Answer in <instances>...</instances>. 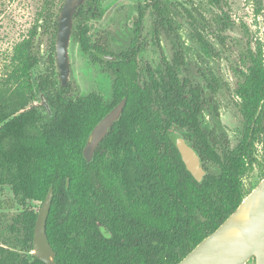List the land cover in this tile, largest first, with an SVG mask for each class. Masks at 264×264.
Listing matches in <instances>:
<instances>
[{
	"label": "trees",
	"instance_id": "16d2710c",
	"mask_svg": "<svg viewBox=\"0 0 264 264\" xmlns=\"http://www.w3.org/2000/svg\"><path fill=\"white\" fill-rule=\"evenodd\" d=\"M64 1L43 0L35 23L0 66V187L13 193L12 199H0V264H46L32 253L38 211L29 201L42 204L50 187L46 232L56 264H178L246 197L243 178L256 161L255 146L264 133V50L248 41L243 65L233 68L242 127L232 147L212 101L219 80L209 78L208 97L206 88L182 76L188 65L182 44H175L169 60L162 53L155 67L146 68L145 78L137 70L147 5L138 6L134 38L114 62L94 52L111 54L104 42L91 40L89 20L99 16V0H86L78 8L72 37L114 78L110 101L97 92L71 97L70 84H58L54 57ZM148 1L155 36L165 29L173 32L167 1ZM207 5L214 10L211 17L194 3L184 10L194 37L216 57L219 51L209 36L224 47L226 32L236 23L227 0H207ZM44 37L47 57L41 49ZM39 65L45 68L35 75ZM42 93L51 113L31 105ZM124 97L121 117L87 162L83 149L92 129ZM205 109L215 119L208 131L201 123ZM174 124L185 128L204 166L208 161L215 165L207 168L202 183L187 170L169 137ZM7 205L19 210L3 212Z\"/></svg>",
	"mask_w": 264,
	"mask_h": 264
},
{
	"label": "rangeland",
	"instance_id": "374dc122",
	"mask_svg": "<svg viewBox=\"0 0 264 264\" xmlns=\"http://www.w3.org/2000/svg\"><path fill=\"white\" fill-rule=\"evenodd\" d=\"M170 16L173 19V32L165 29L155 36V16L148 0H99L97 6L99 16L89 20L92 43L104 42L111 54L115 55L126 49L134 38V20L139 5H147L144 18L141 51L137 56L140 75L146 77V68L155 67L163 53L169 60L172 58L173 49L177 42L182 44L187 56L188 65L181 73L187 75L194 84H200L207 89L209 78L214 75L219 80L220 86L212 101L217 103L220 109V120L229 135L231 146H235L239 140L242 127V116L237 106L238 98L235 95L237 77L234 74L236 65H243L241 56L245 51L248 41L252 48L258 45L264 50V0H227L230 5V14L235 25L226 32L228 38L226 46L218 44L215 36L209 38L213 42L219 55L209 56L193 35L184 7L191 8L194 3L204 13L211 17L214 14L207 5V0H166ZM260 1L261 5L258 4ZM43 0H0V66L7 55L10 54L13 44L23 38L35 23ZM247 27L248 35L245 34ZM41 46L44 57L48 56V42L43 38ZM56 59V55L54 56ZM70 75L69 84L71 97L84 96L91 92H97L105 101H110L112 96L113 71L100 62H94L90 55L83 52L79 43L71 38L69 46ZM44 65H39L35 75L44 70ZM57 81L61 83L58 63ZM205 73L203 75L202 73ZM206 96L211 97L207 89ZM38 100L31 105L38 104L44 111ZM209 108V106H207ZM201 123L206 131L215 124V119L210 109H205L201 115ZM173 129L172 132H174ZM256 161L252 169L243 178V190L246 196L264 178V133L256 143ZM206 168L214 169L215 165L208 161ZM13 193L9 187H0V199H12ZM30 206L36 211L40 210L41 202L31 200ZM5 206L3 212L17 211L19 207L9 209ZM245 264H256L255 257L250 258Z\"/></svg>",
	"mask_w": 264,
	"mask_h": 264
},
{
	"label": "water",
	"instance_id": "95a60500",
	"mask_svg": "<svg viewBox=\"0 0 264 264\" xmlns=\"http://www.w3.org/2000/svg\"><path fill=\"white\" fill-rule=\"evenodd\" d=\"M85 1L65 0L58 16L55 48L63 87L69 85V46L74 16ZM94 52L107 61L117 60L114 55ZM40 99L42 107L51 113L47 96L42 93ZM126 103L127 98L124 97L92 129L83 149V156L87 162L93 160L96 149L113 124L121 117ZM174 129L175 131L169 134L171 141L178 148L187 170L202 183L208 173L202 156L182 135L185 131L184 127L174 124ZM68 183L69 180H67ZM52 199L53 187H50L38 211L32 250V253L46 264H56V252L46 232ZM100 230L106 237H111V233L104 225H100ZM252 257H255L256 264H264V178L242 200L235 211L216 230L201 240L178 264H245Z\"/></svg>",
	"mask_w": 264,
	"mask_h": 264
},
{
	"label": "flooded vegetation",
	"instance_id": "af4514ba",
	"mask_svg": "<svg viewBox=\"0 0 264 264\" xmlns=\"http://www.w3.org/2000/svg\"><path fill=\"white\" fill-rule=\"evenodd\" d=\"M111 55H112V54H111ZM114 56H115V55H114ZM117 59H118V58H117ZM171 133H172V132H171ZM184 133H185V131L182 133L183 136H185Z\"/></svg>",
	"mask_w": 264,
	"mask_h": 264
}]
</instances>
